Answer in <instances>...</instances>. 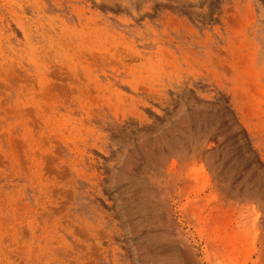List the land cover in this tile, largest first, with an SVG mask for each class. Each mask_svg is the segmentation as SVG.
<instances>
[{"label": "rangeland", "instance_id": "rangeland-1", "mask_svg": "<svg viewBox=\"0 0 264 264\" xmlns=\"http://www.w3.org/2000/svg\"><path fill=\"white\" fill-rule=\"evenodd\" d=\"M0 264H264V0H0Z\"/></svg>", "mask_w": 264, "mask_h": 264}, {"label": "bare ground", "instance_id": "bare-ground-1", "mask_svg": "<svg viewBox=\"0 0 264 264\" xmlns=\"http://www.w3.org/2000/svg\"><path fill=\"white\" fill-rule=\"evenodd\" d=\"M162 140V139H161ZM166 145H169V144H166ZM170 147V146H169ZM145 158V157H144ZM160 184V183H159Z\"/></svg>", "mask_w": 264, "mask_h": 264}]
</instances>
